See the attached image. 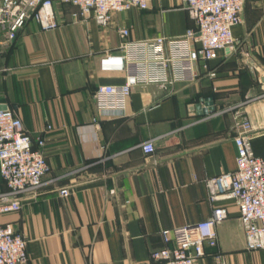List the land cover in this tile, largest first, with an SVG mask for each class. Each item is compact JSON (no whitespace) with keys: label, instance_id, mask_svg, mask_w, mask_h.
Masks as SVG:
<instances>
[{"label":"crops","instance_id":"1","mask_svg":"<svg viewBox=\"0 0 264 264\" xmlns=\"http://www.w3.org/2000/svg\"><path fill=\"white\" fill-rule=\"evenodd\" d=\"M77 10L55 0L57 27L30 20L9 45L0 35V110L45 140L49 166L21 210L0 216L27 240L25 264H150L165 246L162 230L205 220L215 206L228 217L217 226L218 245L196 264H264V250H247L236 201L212 202L206 185L236 169L237 109L264 158V0L245 1L236 43L209 64L215 77L198 63L193 83L136 86L122 113L101 112L94 99L99 85L125 83L124 70L106 61L121 53L120 30L137 41L181 36L195 27L186 1L152 0L114 13L106 28L75 19ZM150 140L156 151L146 155L141 144Z\"/></svg>","mask_w":264,"mask_h":264},{"label":"built area","instance_id":"2","mask_svg":"<svg viewBox=\"0 0 264 264\" xmlns=\"http://www.w3.org/2000/svg\"><path fill=\"white\" fill-rule=\"evenodd\" d=\"M55 0H0V35L5 45L11 44L30 20L43 30L57 27ZM78 8L75 19H93L106 28L113 14L132 8L145 10L152 0H61ZM195 27L178 37L159 36L149 41L129 38L127 28L120 30L121 53L108 56L107 62L118 64L126 74L125 83L99 85L94 99L101 112L126 111L133 88L158 84L193 83L199 72L197 64L210 77V62L220 50L236 43L233 27L242 22L246 0H185ZM234 143L237 149L236 169L223 172L206 181L212 202L234 199L238 206L247 250H264V158L254 152L253 124L244 113L234 112ZM50 129V127H48ZM35 143L38 147L35 148ZM45 140L34 138L21 118L11 109L0 110V174L7 190L0 192V216L19 212L21 198L35 194L44 184L49 166L42 148ZM144 154L156 151L152 140L143 142ZM62 196L69 190L62 189ZM228 217L225 207L215 206L212 215L197 223L161 231L165 246L151 254L150 264H196L206 256L205 247L218 245L217 226ZM172 244V246H170ZM27 240L10 222L0 223V264H25Z\"/></svg>","mask_w":264,"mask_h":264},{"label":"water","instance_id":"3","mask_svg":"<svg viewBox=\"0 0 264 264\" xmlns=\"http://www.w3.org/2000/svg\"><path fill=\"white\" fill-rule=\"evenodd\" d=\"M210 105H211V104H207L206 107H209ZM197 109H201V106L198 105V106H197ZM202 111L204 112V114H208V111H209V110H208V108H204Z\"/></svg>","mask_w":264,"mask_h":264}]
</instances>
